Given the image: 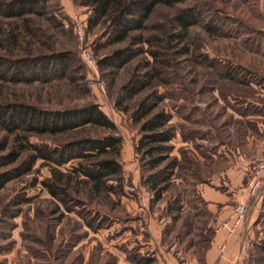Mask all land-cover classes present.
<instances>
[{
    "label": "rangeland",
    "instance_id": "obj_1",
    "mask_svg": "<svg viewBox=\"0 0 264 264\" xmlns=\"http://www.w3.org/2000/svg\"><path fill=\"white\" fill-rule=\"evenodd\" d=\"M45 6L38 8L42 15H28L29 31L22 19L4 18L6 30L10 27L6 23L15 22L25 37L24 47L15 48L13 55H26L27 48L32 54L70 50L71 66L65 74L35 70L40 80L29 84H5L0 101L17 100L47 110L99 104L117 124L116 131L89 126L79 133L30 134V141L55 147L75 136L118 135L123 173L120 180L110 177L115 187L110 194L90 193L77 183L68 205L74 210L42 184L51 176L50 165H55L51 161L38 160L29 173L9 181L0 190V264H118L123 253L131 261L136 255L155 260L156 250L178 255L187 264L195 259L204 264L216 216L203 196L206 188L228 192L234 212L240 203L248 205L241 224L245 249L234 264H264V182L255 195L251 188L254 167L264 162L256 141L264 140V0L161 4L145 30L133 31L128 40L116 44H108L106 20L90 26L93 10L80 0H48ZM188 6L203 12L204 19L222 32L209 33L204 21L184 39L171 37V17ZM153 35L161 41L150 45L147 39ZM127 47L134 57L115 76L99 67L103 56ZM9 51L0 41V54ZM88 53L92 60L86 59ZM153 70L157 75L146 78L147 88L119 106L118 97L131 76ZM229 72L236 79L225 78ZM142 101L168 113L175 129L166 159L155 169L146 163L150 158L137 151L146 119L139 116ZM125 105L128 111L123 110ZM15 136L0 128V156L8 152ZM250 138L254 140L248 144ZM5 139L9 148L8 143L3 148ZM238 152L251 159L241 181L229 172L239 166ZM78 163L74 160L59 169L67 172ZM172 163L170 173V169L158 173ZM16 165L1 166L0 172ZM156 174L159 187L166 188L160 200L146 182ZM247 223L249 230L244 228ZM151 239L160 244L141 245Z\"/></svg>",
    "mask_w": 264,
    "mask_h": 264
},
{
    "label": "trees",
    "instance_id": "obj_2",
    "mask_svg": "<svg viewBox=\"0 0 264 264\" xmlns=\"http://www.w3.org/2000/svg\"><path fill=\"white\" fill-rule=\"evenodd\" d=\"M48 0H0V41L9 46V53L0 54V91L5 84L32 83L40 80L37 71L44 73L51 71H62L65 74L73 61L72 51L52 50L50 53L32 54L27 48L26 55H13L17 47H24L25 37L17 23L9 21V29L4 28L5 19H22L26 23V30L30 29L29 14H40L38 8H46ZM82 4L91 7L93 13L89 19L90 26L94 27L101 22L107 21L108 44H116L128 40L133 31H142L147 28V21L158 5L175 7L186 0H80ZM42 3V6L40 4ZM45 4V5H43ZM53 19V18H52ZM204 14L195 6H188L179 9L172 17L173 31L171 37L182 39L189 33L190 29L199 24H204ZM206 29L211 34L222 32L221 28L206 21ZM59 25V24H58ZM30 34V33H29ZM161 38L153 35L147 42L153 45ZM6 43V44H5ZM188 47H183L182 52L186 53ZM156 55V51H151ZM133 52L129 47L119 48L112 53L99 59L101 69H109L108 72L115 76L132 58ZM29 72H32L30 75ZM157 75V71H147L142 75L134 73L131 76L123 91L118 97L119 106L126 104L134 96L146 89V78ZM225 78L236 79L232 72L225 73ZM246 83L247 81H240ZM146 87V88H145ZM157 104L149 106L146 102L140 103V119L146 118L142 123L143 136L140 139L137 151L149 157L150 169H155L166 159L170 150L169 142L175 137L174 126L169 125L170 115L164 110L155 111ZM128 111L127 105L123 107ZM102 128L109 131H116L117 124L111 119L97 103L88 104L85 107H72L64 110H47L39 108L27 102L8 100L0 101V128L14 133L11 146L5 139L3 148H10L8 152L0 156V167L10 164L17 165L11 170L0 172V190L16 177L29 173L38 160L53 162L50 165L51 176L42 181L49 193L63 203L68 210H74L68 206L72 199L70 191L77 183L84 184L87 192L98 194L114 192V186L109 183L111 176L120 180L123 173V165L120 161L122 139L118 135L107 134L104 136H75L69 141L62 140L57 146L51 147L48 144L32 143L30 134L39 135H62L79 133L87 127ZM8 143V146L6 144ZM6 146V147H5ZM79 160L76 166L62 171L59 167L71 161ZM176 164V163H175ZM160 169L158 173L167 172ZM175 166V165H174ZM171 172V169L169 173ZM160 174L152 175L146 181L151 190L155 191V200H160L165 187L160 186L158 177ZM73 182L76 184L73 185ZM75 201V200H74ZM77 201V200H76ZM75 201V202H76ZM23 201H20L21 204ZM25 202V201H24ZM91 227L93 224L89 223ZM137 264H151L154 260L142 255H136L132 259Z\"/></svg>",
    "mask_w": 264,
    "mask_h": 264
},
{
    "label": "crops",
    "instance_id": "obj_3",
    "mask_svg": "<svg viewBox=\"0 0 264 264\" xmlns=\"http://www.w3.org/2000/svg\"><path fill=\"white\" fill-rule=\"evenodd\" d=\"M261 130L262 133H264V128H261ZM253 140L254 139L250 138L248 144L250 141L253 142ZM256 141L259 146L258 156L263 157L264 140L256 139ZM235 157V161H240L239 166L235 169L231 168L229 172H231V176H233L235 180L241 181L244 171L247 169L251 159L248 155L241 152H238ZM238 192H240V190H238ZM228 194V192L219 191L215 188H206L203 191V196L209 202L208 208L216 215L210 226L213 229V237L210 238L209 246L206 248L203 259L204 264H234L238 257L243 255L245 249V234L243 232L245 230L242 229V226L238 227L236 230L233 229L232 216L234 210L233 203L229 201L230 196ZM240 197L241 194L239 193L237 195L238 200ZM250 224L251 223H247L244 228L249 230ZM155 242L160 244L158 239H151L149 241H142L141 245L150 247ZM142 252H144V250ZM153 254L152 256H155L156 259L151 264H187V262L181 260L183 259L182 257L171 253L168 254L163 250H156ZM199 262L200 260L197 261V259H195L189 264H199ZM118 264L137 263L127 259L125 253H123L118 256Z\"/></svg>",
    "mask_w": 264,
    "mask_h": 264
},
{
    "label": "built area",
    "instance_id": "obj_4",
    "mask_svg": "<svg viewBox=\"0 0 264 264\" xmlns=\"http://www.w3.org/2000/svg\"><path fill=\"white\" fill-rule=\"evenodd\" d=\"M86 59L88 61L92 60V56L90 53L87 54ZM252 173L254 174V176H253L251 188L255 195L256 193H258L264 182V180L262 181V179H264V162L254 167ZM247 212H248V205L246 203H240L232 216L234 230H236L238 227L241 226V224L245 220Z\"/></svg>",
    "mask_w": 264,
    "mask_h": 264
}]
</instances>
